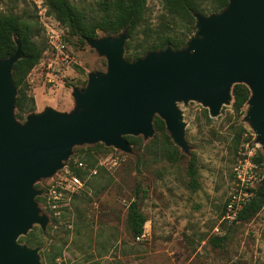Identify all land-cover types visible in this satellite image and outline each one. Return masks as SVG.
Instances as JSON below:
<instances>
[{
  "label": "rangeland",
  "instance_id": "1",
  "mask_svg": "<svg viewBox=\"0 0 264 264\" xmlns=\"http://www.w3.org/2000/svg\"><path fill=\"white\" fill-rule=\"evenodd\" d=\"M99 1L70 0L89 17L101 13ZM146 4L145 24L156 29L165 15L162 0H146ZM10 12L32 20V37L44 46L39 62L26 77L27 94L34 98L32 112L47 106L70 111L74 106L72 88L84 87L89 72L105 70V57L86 41L81 43L77 36L69 35L67 27L48 13L45 0H0V14ZM141 27L132 41L134 46L145 37ZM49 28L61 29L64 53L49 42ZM106 35L98 32V38ZM177 107L185 124L188 153L174 143L168 131L169 141L154 131L147 139L141 136L143 146L130 144L131 152L112 146L104 149L99 143L74 146L70 157L87 164L84 151L94 145L90 159L96 160L97 173L87 170L82 187L75 193H63L52 210L43 209L46 201L37 202L49 218L45 233L33 224L18 241L38 248L42 264H264V204L246 221L229 217L226 205L238 188L240 160L248 158L255 166L251 188L264 176V163L253 161L264 152L245 120L247 102L237 111L231 96L217 116H211L196 100L180 101ZM29 113L16 119L24 122ZM191 159L197 168L196 189L190 187L187 175ZM48 179L36 183L46 190ZM137 191L146 222L143 235L133 238L126 226V211ZM248 194L249 199L253 191ZM215 235H226L221 246L211 244ZM24 236L34 242L27 243ZM58 247L61 255L47 260L46 252Z\"/></svg>",
  "mask_w": 264,
  "mask_h": 264
},
{
  "label": "water",
  "instance_id": "2",
  "mask_svg": "<svg viewBox=\"0 0 264 264\" xmlns=\"http://www.w3.org/2000/svg\"><path fill=\"white\" fill-rule=\"evenodd\" d=\"M195 35L185 46L147 51L135 60L124 57L127 30L87 39L106 59L103 71L88 73L84 87H73L74 106H49L15 117L17 90L12 79L15 52L0 58V264H42L38 248L18 241L33 224L43 230L48 216L35 197V183L64 167L74 146L103 143L131 152L125 135L154 134L157 115L185 153L180 101H200L211 116L231 100V88L245 84L250 96L245 120L264 152V0H228L219 12H194Z\"/></svg>",
  "mask_w": 264,
  "mask_h": 264
},
{
  "label": "trees",
  "instance_id": "3",
  "mask_svg": "<svg viewBox=\"0 0 264 264\" xmlns=\"http://www.w3.org/2000/svg\"><path fill=\"white\" fill-rule=\"evenodd\" d=\"M45 3L48 13L66 26L68 34L77 36L81 43L87 41V39L97 38L99 31L107 35L116 36L126 29L127 38L124 43V54L126 58L132 61L150 50H160L168 45L173 49L185 46L190 36L196 32V18L193 13L199 12L203 15H208L219 12L227 5L228 0H162L165 15L156 29L145 24L146 0H100L98 5L101 13L95 17H89L82 10L75 7L70 0H45ZM32 22V20L12 12L0 14V58H7L15 52L16 41L21 43V57L12 67V79L17 90L15 116L20 119L23 118L24 113L32 112L35 109L33 96L27 94L28 84L26 77L30 70L39 62L44 51V46L39 45L32 37V28H34ZM140 27L145 37L134 46L132 41L136 34L140 32ZM231 96L233 108L239 111L246 105L250 91L245 84L236 83L232 86ZM153 127L154 131L164 134L166 140H170L164 121L157 115L153 118ZM124 138L129 144L136 147L143 146L141 135H125ZM98 143L104 149L110 148V146H105L101 142ZM87 147L88 150L84 151L88 160L87 164L85 163L86 168L76 167V160L73 161L71 157L67 160L71 169L81 179L90 169L96 167V160L93 157V161L90 159L94 145H88ZM79 161L84 162V160ZM253 161L257 164L264 163V155L256 154L253 157ZM187 175L190 187L192 189L198 188L197 168L195 161L192 159L187 166ZM35 188L41 190V194L37 195L35 200L37 202L41 200L45 202V188H42L38 183H36ZM249 190L253 191V195L237 211L235 219L238 221L249 220L264 204V176L255 187ZM138 195L137 191L135 198L129 202L126 211V226L133 238L143 235L146 222V216L141 210ZM229 200L230 198L227 203ZM43 209L46 212L49 210L47 205ZM40 232L41 234L45 233L42 228ZM24 237L27 243L32 244L34 242L33 238ZM225 238L226 235H215L210 238V242L214 246H221ZM60 250L61 248L58 247L52 252L47 251L45 258L54 261L57 256L61 255Z\"/></svg>",
  "mask_w": 264,
  "mask_h": 264
},
{
  "label": "built area",
  "instance_id": "4",
  "mask_svg": "<svg viewBox=\"0 0 264 264\" xmlns=\"http://www.w3.org/2000/svg\"><path fill=\"white\" fill-rule=\"evenodd\" d=\"M49 42L58 52L64 53L66 45L63 41L61 29H48ZM67 56V55H66ZM76 167L85 168L83 161L76 160ZM96 168L90 169L89 172L96 173ZM255 166L250 163L248 158L240 160L236 167V180L238 181L236 192L232 194L227 203L228 216H235L237 211L243 206L248 199L249 189L253 186L252 179L255 178ZM46 187V205L49 209L56 208L62 200L63 193H75L83 184L79 177L69 166L68 161L58 172L49 179Z\"/></svg>",
  "mask_w": 264,
  "mask_h": 264
}]
</instances>
